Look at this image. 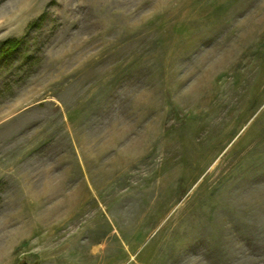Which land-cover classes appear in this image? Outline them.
Returning <instances> with one entry per match:
<instances>
[{
  "label": "rangeland",
  "instance_id": "obj_1",
  "mask_svg": "<svg viewBox=\"0 0 264 264\" xmlns=\"http://www.w3.org/2000/svg\"><path fill=\"white\" fill-rule=\"evenodd\" d=\"M0 264H264V0H0Z\"/></svg>",
  "mask_w": 264,
  "mask_h": 264
}]
</instances>
